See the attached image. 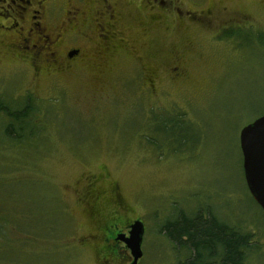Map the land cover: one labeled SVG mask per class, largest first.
Masks as SVG:
<instances>
[{
  "label": "rangeland",
  "instance_id": "1",
  "mask_svg": "<svg viewBox=\"0 0 264 264\" xmlns=\"http://www.w3.org/2000/svg\"><path fill=\"white\" fill-rule=\"evenodd\" d=\"M203 5L212 9L209 25L174 28L129 5L132 47L111 67L37 76L0 52V97L18 107L30 96L37 107L15 138L0 125V264H129L124 242L106 262L98 240L84 239L107 220L116 195L123 221L144 225L137 264H180L187 253L162 226L179 211L207 210L254 233L243 264H264V212L248 193L238 139L264 113V0ZM232 15L250 24L228 37L218 29ZM173 51L182 57L179 78L168 72ZM178 113L170 128L178 140L153 128L155 117ZM90 180L88 217L78 197Z\"/></svg>",
  "mask_w": 264,
  "mask_h": 264
},
{
  "label": "flooded vegetation",
  "instance_id": "2",
  "mask_svg": "<svg viewBox=\"0 0 264 264\" xmlns=\"http://www.w3.org/2000/svg\"><path fill=\"white\" fill-rule=\"evenodd\" d=\"M136 4L143 7L147 20L168 23L167 28L211 23L212 9L203 0H0V52L27 65L37 76L72 74L93 63L111 67L124 56V48L132 47L124 34L123 19L127 7ZM249 24L245 15H232L218 30L233 36ZM171 56L174 65L168 68L169 76L179 78L182 57L174 51ZM101 85H94L95 92ZM92 181L78 197L88 217L94 216L96 199L91 194ZM113 199L107 220L84 238L98 240L100 256L106 262L111 255H119V244L130 224L121 218L118 196Z\"/></svg>",
  "mask_w": 264,
  "mask_h": 264
},
{
  "label": "trees",
  "instance_id": "3",
  "mask_svg": "<svg viewBox=\"0 0 264 264\" xmlns=\"http://www.w3.org/2000/svg\"><path fill=\"white\" fill-rule=\"evenodd\" d=\"M225 35L231 36L229 33ZM36 112L37 107L33 106L30 96L18 107L0 97V125L5 136L15 138L14 129L20 130L30 121L32 123L30 117H35ZM2 116L5 118L4 121ZM181 118L180 113L171 116L170 119L155 117L157 120L152 126L157 133L178 140L179 136H176V132L170 131V128L179 126ZM148 141L155 144L153 138H148ZM162 229L175 249L187 253L180 264H243L245 257L253 248L254 233L242 229L237 224L223 221L208 210L205 214L200 211L192 214L179 211L174 219L162 226Z\"/></svg>",
  "mask_w": 264,
  "mask_h": 264
},
{
  "label": "water",
  "instance_id": "4",
  "mask_svg": "<svg viewBox=\"0 0 264 264\" xmlns=\"http://www.w3.org/2000/svg\"><path fill=\"white\" fill-rule=\"evenodd\" d=\"M238 139L246 187L253 200L264 211V113L241 127ZM143 232V222L134 219L129 224L128 235L122 237L132 257L129 264H136L142 256Z\"/></svg>",
  "mask_w": 264,
  "mask_h": 264
}]
</instances>
